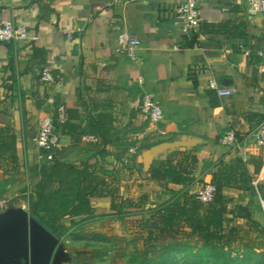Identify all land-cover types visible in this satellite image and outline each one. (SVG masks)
I'll use <instances>...</instances> for the list:
<instances>
[{
  "label": "crops",
  "instance_id": "crops-1",
  "mask_svg": "<svg viewBox=\"0 0 264 264\" xmlns=\"http://www.w3.org/2000/svg\"><path fill=\"white\" fill-rule=\"evenodd\" d=\"M182 1L0 0V25L21 24L29 39L0 43V126L11 128L16 136L19 165L10 175L20 173L37 181L27 169L38 162L32 141L37 123L44 115L54 117L60 106L68 122L82 129L98 115H107L112 131L110 143L102 147L98 135L94 144L80 138L73 143L57 130L56 159L79 165L103 149L106 156L96 168L113 171L118 201H136L139 210L168 202L169 192L180 189L150 179L151 168L176 161L182 153L195 154L193 192L211 183L219 162L228 166L242 158L218 144L228 130L243 144L242 160L259 154L252 134L264 119V76L254 67L255 52L264 49V14L247 18L243 0H197L200 23L187 39L174 24ZM65 31L74 32L70 41ZM122 32L140 41L137 61L116 53V38ZM43 69L50 70L52 82L40 80ZM210 78L221 86H234L236 93L219 98L208 89ZM144 94L162 111L157 125L139 116ZM133 133L144 134V140L125 166L121 159ZM91 203L96 216L110 213L109 198ZM108 218L112 217L87 224Z\"/></svg>",
  "mask_w": 264,
  "mask_h": 264
},
{
  "label": "trees",
  "instance_id": "trees-1",
  "mask_svg": "<svg viewBox=\"0 0 264 264\" xmlns=\"http://www.w3.org/2000/svg\"><path fill=\"white\" fill-rule=\"evenodd\" d=\"M55 126L73 143L84 134L98 135L102 147L111 141L112 120L104 114L88 121L83 129L68 120ZM105 156V151L98 148L92 158L74 165L58 161L55 152L51 162H36L27 168L30 176L37 178L27 190L28 214L58 242L72 228L80 229L100 217L124 220L132 214L142 217L136 220L134 257L126 256L129 264H264V225L251 217L246 206L234 204V198L226 194L235 190L264 201V175L256 187L252 185L264 167V149L245 161L236 158L228 166L219 162L211 181L213 199L208 204L196 200L191 190V175L198 163L195 154L182 153L176 161L151 168L150 179L160 185H179L180 189L170 191V200L154 208L139 210L136 206V213L127 212L134 204L118 201V180L113 171L96 168ZM18 169L16 136L11 128L0 126V170L10 174ZM101 198L110 199V213L96 216L91 201ZM145 214L149 216L143 217ZM252 234L258 238L255 244L249 237ZM236 242H242L241 249L234 250Z\"/></svg>",
  "mask_w": 264,
  "mask_h": 264
},
{
  "label": "built area",
  "instance_id": "built-area-1",
  "mask_svg": "<svg viewBox=\"0 0 264 264\" xmlns=\"http://www.w3.org/2000/svg\"><path fill=\"white\" fill-rule=\"evenodd\" d=\"M246 4V16L251 18L253 16L264 14V0H243ZM200 23V15L197 9V0H183L177 6L174 13V24L177 26L179 32L187 39H191L193 33L197 30ZM73 31H65V37L68 41L72 39ZM26 27L21 24H14L6 21L0 25V43H20L28 41ZM140 41L128 32L118 34L116 38L115 51L117 54L123 55L131 61H137V50L140 47ZM194 48L197 47L196 41L193 43ZM178 50L177 47H173ZM249 56V51L244 52ZM259 59L255 64L254 70L258 76H264V49L255 52ZM40 80L43 82H52L53 76L49 69H43L40 74ZM142 83V79L137 81ZM208 89L216 94L219 98L229 97L234 95L237 89L234 86H221L213 78L208 80ZM139 116L142 122L154 126L157 125L163 118L162 111L158 104L149 96L144 94L139 103ZM67 121V116L64 107L60 106L56 109L55 116H42L37 123V133L33 137V144L37 150L36 159L39 163L51 162L55 157L60 143V136L56 130L55 123L63 125ZM252 137L254 144L259 149H264V119H262L255 130ZM83 143H97L98 137L94 135L84 134L81 136ZM144 140V134L133 133L128 138L129 146L126 150V157L121 159V163L125 166L136 157L139 147ZM218 144L228 150L238 154L242 158L245 156L243 144L238 139L235 132L228 130L218 138ZM264 175L261 171L259 175L252 181L254 187ZM215 188L211 183H205L201 187L195 189L192 193L196 200L202 204H208L213 199ZM28 195V194H27ZM262 212H264V201L260 200ZM25 205L22 206V209Z\"/></svg>",
  "mask_w": 264,
  "mask_h": 264
},
{
  "label": "rangeland",
  "instance_id": "rangeland-1",
  "mask_svg": "<svg viewBox=\"0 0 264 264\" xmlns=\"http://www.w3.org/2000/svg\"><path fill=\"white\" fill-rule=\"evenodd\" d=\"M33 184L31 177L24 174L0 173V214L10 208H23L28 212V192ZM30 186V187H29ZM227 196L234 198V204L246 206L251 217L264 225V212L258 196L248 197L234 190H227ZM136 199V197H133ZM130 203V202H128ZM134 208L127 209L129 213H136V201ZM132 203V204H133ZM148 214L143 217H148ZM142 216L129 215L124 220L115 217L84 225L80 229L72 228L67 235L61 238L54 248L49 264H129L126 256L133 258L137 248L136 220ZM99 234L102 237H95ZM78 235H83L82 239ZM255 244L258 238L250 235ZM119 238H122L119 240ZM234 250L242 248V242L233 244ZM11 264H15L14 262ZM22 264H29L27 259ZM255 264V263H251Z\"/></svg>",
  "mask_w": 264,
  "mask_h": 264
},
{
  "label": "water",
  "instance_id": "water-1",
  "mask_svg": "<svg viewBox=\"0 0 264 264\" xmlns=\"http://www.w3.org/2000/svg\"><path fill=\"white\" fill-rule=\"evenodd\" d=\"M58 240L22 208L0 214V264H49Z\"/></svg>",
  "mask_w": 264,
  "mask_h": 264
},
{
  "label": "flooded vegetation",
  "instance_id": "flooded-vegetation-1",
  "mask_svg": "<svg viewBox=\"0 0 264 264\" xmlns=\"http://www.w3.org/2000/svg\"><path fill=\"white\" fill-rule=\"evenodd\" d=\"M22 263H23V259H21L18 264H22Z\"/></svg>",
  "mask_w": 264,
  "mask_h": 264
}]
</instances>
